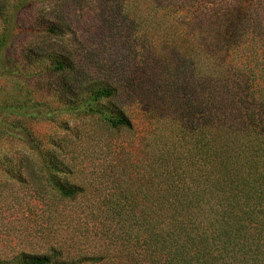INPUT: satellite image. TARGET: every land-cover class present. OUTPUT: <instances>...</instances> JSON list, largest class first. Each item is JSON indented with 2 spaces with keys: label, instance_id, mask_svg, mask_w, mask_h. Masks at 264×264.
I'll use <instances>...</instances> for the list:
<instances>
[{
  "label": "trees",
  "instance_id": "obj_1",
  "mask_svg": "<svg viewBox=\"0 0 264 264\" xmlns=\"http://www.w3.org/2000/svg\"><path fill=\"white\" fill-rule=\"evenodd\" d=\"M96 1L103 48L120 55L122 46L128 56L78 80L86 96L77 111L132 130L137 109L138 121L163 131L152 140L144 199L120 192L104 212L116 252L107 264H264V0ZM57 31L50 21L45 33ZM48 71L77 67L57 55ZM102 100L112 112L97 107ZM54 188L67 199L82 192ZM76 246L60 241L0 264L105 262L71 257Z\"/></svg>",
  "mask_w": 264,
  "mask_h": 264
},
{
  "label": "rangeland",
  "instance_id": "obj_2",
  "mask_svg": "<svg viewBox=\"0 0 264 264\" xmlns=\"http://www.w3.org/2000/svg\"><path fill=\"white\" fill-rule=\"evenodd\" d=\"M103 11L96 0H0V42L7 35L0 48V260L73 241L71 257L104 256L107 264L116 257L107 205L126 191L144 199L161 128L138 121L137 109L132 130H111L77 111L86 96L75 90L78 80L97 79L128 56L122 46L120 55L103 48ZM50 21L57 34L45 33ZM57 55L77 71H48ZM97 107L113 111L106 100ZM55 184L82 192L63 198Z\"/></svg>",
  "mask_w": 264,
  "mask_h": 264
}]
</instances>
